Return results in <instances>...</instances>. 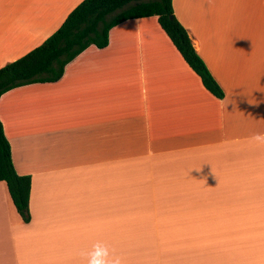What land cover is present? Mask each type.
Returning a JSON list of instances; mask_svg holds the SVG:
<instances>
[{
  "label": "crops",
  "instance_id": "obj_1",
  "mask_svg": "<svg viewBox=\"0 0 264 264\" xmlns=\"http://www.w3.org/2000/svg\"><path fill=\"white\" fill-rule=\"evenodd\" d=\"M83 1L0 0V69ZM173 6L225 97L157 17L114 28L60 81L4 94L0 120L32 191L24 223L0 182V264H86L97 242L121 264H264V0Z\"/></svg>",
  "mask_w": 264,
  "mask_h": 264
},
{
  "label": "trees",
  "instance_id": "obj_2",
  "mask_svg": "<svg viewBox=\"0 0 264 264\" xmlns=\"http://www.w3.org/2000/svg\"><path fill=\"white\" fill-rule=\"evenodd\" d=\"M151 17L158 18L161 29L204 87L216 98L223 99V88L196 50L188 30L176 17L173 0H84L41 46L0 69V99L19 87L60 81L66 67L91 46L108 47L114 28L131 20ZM0 182L6 183L23 222L30 223L32 178L18 174L1 120Z\"/></svg>",
  "mask_w": 264,
  "mask_h": 264
},
{
  "label": "clouds",
  "instance_id": "obj_3",
  "mask_svg": "<svg viewBox=\"0 0 264 264\" xmlns=\"http://www.w3.org/2000/svg\"><path fill=\"white\" fill-rule=\"evenodd\" d=\"M85 258L86 264H121L119 257L110 258L109 247L103 242L95 243L92 249L85 254Z\"/></svg>",
  "mask_w": 264,
  "mask_h": 264
},
{
  "label": "rangeland",
  "instance_id": "obj_4",
  "mask_svg": "<svg viewBox=\"0 0 264 264\" xmlns=\"http://www.w3.org/2000/svg\"><path fill=\"white\" fill-rule=\"evenodd\" d=\"M258 19H259V17H258ZM194 30H195V28H194ZM163 32V31H162ZM197 33L198 32H195L194 33V35H197ZM162 35L161 36H164L163 38L162 37H158L159 39H158V41H162V40H167V37H166V35H165V33H161ZM165 38V39H164Z\"/></svg>",
  "mask_w": 264,
  "mask_h": 264
}]
</instances>
